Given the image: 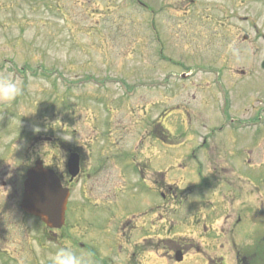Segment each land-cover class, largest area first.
<instances>
[{
  "label": "rangeland",
  "instance_id": "1",
  "mask_svg": "<svg viewBox=\"0 0 264 264\" xmlns=\"http://www.w3.org/2000/svg\"><path fill=\"white\" fill-rule=\"evenodd\" d=\"M263 61L264 0H0V75L24 87L0 104V264H51L65 246L120 264L117 227L167 184L169 240L191 254L215 242L214 264H231V241L264 229L245 217L264 209ZM163 110L165 133L150 136ZM55 138L83 152L85 172L52 238L19 204L34 161L62 169Z\"/></svg>",
  "mask_w": 264,
  "mask_h": 264
},
{
  "label": "flooded vegetation",
  "instance_id": "2",
  "mask_svg": "<svg viewBox=\"0 0 264 264\" xmlns=\"http://www.w3.org/2000/svg\"><path fill=\"white\" fill-rule=\"evenodd\" d=\"M185 75L186 74H183V76ZM167 113V110H163L158 114L159 116L156 119V122L152 121L150 126L147 127L146 132L150 136H154L155 133L164 135L166 130L164 122L166 121ZM155 124L156 126L154 128ZM160 131H162V133ZM157 136L158 135H156L155 137L157 138ZM53 145L56 149H62L64 151V158L61 161L62 169L59 171L54 166L48 167L56 172L62 186L68 188L71 193V186L76 185L84 176L85 159L83 157V152L80 149L70 146L68 143L63 142L57 138L53 139ZM69 152L75 153L78 158L79 172L74 179H71V175L69 174L68 169H66L65 159L67 158ZM43 164L45 167H47L44 162ZM145 171L146 173H149L150 167L147 166ZM158 182H161V180H159ZM147 184L149 186V181L147 182ZM158 189H160L159 191L161 192V195H159L162 196L163 203V198H166V191L167 193H169V191H171V187L169 185H163L162 188H155L156 191H158ZM151 190H153V188H151ZM87 199L90 198L88 197ZM171 199H177L175 193L171 194ZM110 201L115 202L116 200L112 198V200ZM162 203L156 206L151 205L144 211L132 214L130 216V219H127L126 217L121 221L116 229L120 240L119 247L126 245L127 248L123 253V260L122 262H120V264H199V260L203 261L200 264H214L216 260L213 259L212 256H220H217L216 253H209L208 246L211 245L212 247H217L215 242H201L199 244V251L191 254L190 250L195 249L194 243H190L189 247H185V244L183 245V242L169 240L170 224L169 216L167 214V205H163ZM257 203H259L261 207V200L258 198L257 202L254 199L253 203L249 205V207L256 206ZM246 206L248 205H245L244 208ZM262 212L264 213V209L261 210V213H256L254 215H246L244 212L242 214H238V216H236V220L233 221L234 227L236 228V226H238L243 221V214H245L246 218L250 217L252 220L253 217L261 218L262 216H264V214L262 215ZM23 214L32 220H38L30 215H26L25 213ZM210 227L213 228V224H203V231L207 233L206 235H209V233L211 232V229H209ZM60 230H49L48 232L50 233V236L52 235V238H54L56 234H54L53 231ZM262 231V234L260 232L259 238H254V240L250 244L248 243L247 246H238L233 242V240L231 241L232 246L230 247L235 250V252L233 250L234 258L232 259L231 264H264V247H261V243L264 242L263 228ZM37 232L40 234V230H37ZM35 245L37 247V255H40L42 245L39 236H36L35 238ZM176 252H180L182 254L181 260L176 259ZM39 257L35 256L33 258L38 260ZM218 264L225 263L219 262Z\"/></svg>",
  "mask_w": 264,
  "mask_h": 264
},
{
  "label": "water",
  "instance_id": "3",
  "mask_svg": "<svg viewBox=\"0 0 264 264\" xmlns=\"http://www.w3.org/2000/svg\"><path fill=\"white\" fill-rule=\"evenodd\" d=\"M67 165L69 173L74 177L78 172L77 156L70 155ZM68 196V190L61 187L54 172L43 168L41 162L38 161L26 172L24 194L20 206L26 213L39 217L48 227L60 228L64 222ZM181 256L182 254L178 252L176 259L181 260Z\"/></svg>",
  "mask_w": 264,
  "mask_h": 264
},
{
  "label": "clouds",
  "instance_id": "4",
  "mask_svg": "<svg viewBox=\"0 0 264 264\" xmlns=\"http://www.w3.org/2000/svg\"><path fill=\"white\" fill-rule=\"evenodd\" d=\"M24 94L23 85L8 75H0V104H12L18 97ZM39 131V129H36ZM63 139L68 140L71 137L64 135ZM51 264H94L91 254H78L70 247H61L57 249L51 257Z\"/></svg>",
  "mask_w": 264,
  "mask_h": 264
}]
</instances>
